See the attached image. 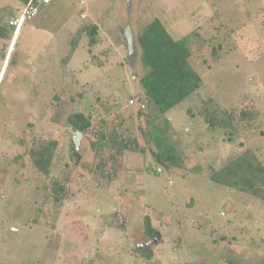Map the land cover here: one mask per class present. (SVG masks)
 <instances>
[{
  "label": "rangeland",
  "instance_id": "rangeland-1",
  "mask_svg": "<svg viewBox=\"0 0 264 264\" xmlns=\"http://www.w3.org/2000/svg\"><path fill=\"white\" fill-rule=\"evenodd\" d=\"M82 1L56 0L16 31L9 46L0 41V264H264V201L211 180L246 150L264 165V0ZM20 6L0 0V23L8 25ZM157 18L174 39L189 38L203 81L166 116L195 162L166 171L148 156L125 152L116 178L106 183L95 172L103 155L90 138L70 131L68 117L77 108L111 130L140 134L146 126L137 118L140 79L149 68L137 39ZM91 25L99 28L94 47L81 34ZM208 99L219 110L253 107L257 121L232 136L210 131L201 116ZM18 139L59 141L49 183L72 178L61 203ZM72 141L79 166L70 157ZM117 210L125 214V230ZM145 215L160 237L145 235ZM67 217L79 237L76 253L64 247Z\"/></svg>",
  "mask_w": 264,
  "mask_h": 264
},
{
  "label": "trees",
  "instance_id": "trees-1",
  "mask_svg": "<svg viewBox=\"0 0 264 264\" xmlns=\"http://www.w3.org/2000/svg\"><path fill=\"white\" fill-rule=\"evenodd\" d=\"M17 1L21 5L20 8H24L33 0ZM18 13L19 10L12 19L17 18ZM15 32L10 22L6 26L0 23V41L4 48L13 41ZM83 33L90 36L91 47L99 43L97 25L84 27L81 31V34ZM137 45L142 51L143 64L149 68V72L140 79L143 95L139 98L141 108L137 111V118L146 120L145 128H139L140 134L132 136L128 130L119 131L115 128L111 130L105 121L97 123L92 113H84L77 108L68 117L70 131L90 138L91 146L103 155L102 162L95 172L104 174L106 183L116 178L115 166L118 158L122 157L125 152L148 156L156 162L159 169L166 171L188 168L195 162V158L181 142L179 134L166 117L171 110L193 97L203 86L201 76L194 68L189 38L174 39L163 22L157 18L152 20L139 34ZM216 55L215 50L211 51L213 59ZM80 96L78 94L77 97L81 98ZM63 97L65 98V95ZM61 99V95L54 97V104L55 101L58 102ZM74 99H71L72 103ZM190 113L194 114L193 111ZM258 115L253 107L246 106L241 109L233 106L219 110L212 99L206 100L201 110V116L208 130H222L230 136L234 135L241 126L255 123ZM18 143L35 172L47 180L44 187H50L55 203L59 204L65 200L71 193L69 184L72 183V178L67 176L64 180L49 183L52 174L51 167L60 145L59 141L57 139H32L30 141L18 139ZM71 145V160L79 166L82 161L81 155L74 148L73 141ZM107 152L110 153L108 157ZM21 156L18 155L17 160ZM106 161L107 163L112 161L107 171ZM211 180L217 185L264 201V165L251 150H246L239 156L228 160L220 170L213 172ZM116 218L120 227L125 230L124 212L117 210ZM65 231L67 234L64 241L65 250L76 253L79 237L72 229L68 217ZM143 231L149 237L160 235L150 215L144 216ZM135 251L139 256L148 260L153 256L146 249L135 248ZM225 264L241 263L229 259Z\"/></svg>",
  "mask_w": 264,
  "mask_h": 264
},
{
  "label": "built area",
  "instance_id": "built-area-1",
  "mask_svg": "<svg viewBox=\"0 0 264 264\" xmlns=\"http://www.w3.org/2000/svg\"><path fill=\"white\" fill-rule=\"evenodd\" d=\"M55 1L56 0H33L20 11L17 18L10 21V26H12L17 33L20 32L27 21L39 15L44 6H49ZM82 5H85V0L82 1Z\"/></svg>",
  "mask_w": 264,
  "mask_h": 264
},
{
  "label": "water",
  "instance_id": "water-1",
  "mask_svg": "<svg viewBox=\"0 0 264 264\" xmlns=\"http://www.w3.org/2000/svg\"><path fill=\"white\" fill-rule=\"evenodd\" d=\"M127 41H128L129 50L130 52H132L133 51V37L129 31L127 32ZM78 135L81 136L82 134H78ZM158 237H160V235H158Z\"/></svg>",
  "mask_w": 264,
  "mask_h": 264
}]
</instances>
